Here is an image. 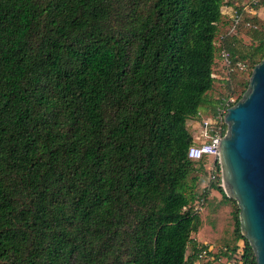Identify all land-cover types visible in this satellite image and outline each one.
Returning <instances> with one entry per match:
<instances>
[{"label": "trees", "instance_id": "1", "mask_svg": "<svg viewBox=\"0 0 264 264\" xmlns=\"http://www.w3.org/2000/svg\"><path fill=\"white\" fill-rule=\"evenodd\" d=\"M225 4L251 27H220ZM261 7L0 0V264H218L240 241L239 264H258L221 176L235 244L214 253L193 237L210 189L188 124L248 88L250 74H213L221 48L252 69L264 59Z\"/></svg>", "mask_w": 264, "mask_h": 264}, {"label": "water", "instance_id": "2", "mask_svg": "<svg viewBox=\"0 0 264 264\" xmlns=\"http://www.w3.org/2000/svg\"><path fill=\"white\" fill-rule=\"evenodd\" d=\"M226 121L228 130L220 143L221 186L237 201L242 234L258 264H264V59L227 111Z\"/></svg>", "mask_w": 264, "mask_h": 264}, {"label": "built area", "instance_id": "3", "mask_svg": "<svg viewBox=\"0 0 264 264\" xmlns=\"http://www.w3.org/2000/svg\"><path fill=\"white\" fill-rule=\"evenodd\" d=\"M251 1L256 3L258 0ZM246 8L247 10H252L249 6ZM241 24H244L245 27H251L250 22H243L241 14L235 10L232 15V24L229 33H236L238 26ZM223 39L224 35L221 36V40ZM219 63L221 65V67H219V72H215L213 76L221 77L222 75H225V78L232 83L235 75L242 73L251 75L253 71V69L246 63L241 61L235 62L231 53L226 48H221ZM238 100L239 94H231L221 101L214 116L203 117L202 127L204 130L200 132V135H194L195 143L192 144L188 150V157L190 159L200 160L205 158L207 160L206 170H208L209 176L207 180L208 182L204 186L203 191L211 189L212 183L216 182L218 177L221 176V167L219 163L220 143L228 130L226 113ZM220 184H222V181ZM206 200V196L196 200L194 209L200 211L206 203ZM207 254V250H203L199 254V259H204L207 257Z\"/></svg>", "mask_w": 264, "mask_h": 264}, {"label": "rangeland", "instance_id": "4", "mask_svg": "<svg viewBox=\"0 0 264 264\" xmlns=\"http://www.w3.org/2000/svg\"><path fill=\"white\" fill-rule=\"evenodd\" d=\"M252 14H256L262 20V22H264V7H261ZM243 38L249 42L248 37L244 34ZM219 67H221L220 63ZM249 77H251V75ZM222 89V86L220 87L217 85V90ZM205 114L207 113L205 112ZM204 117L207 116L205 115ZM202 121L203 119L189 121L188 127L195 136L200 135V132L204 130L202 127ZM216 195L218 196L211 197L210 192L206 195V203L200 210L203 224L199 227L194 236L198 237L203 242H206V244H213L214 246L212 251L214 253H221V251H225L227 247L232 248L235 244V220L233 212L236 210L237 204L234 202L223 200L222 195L219 192ZM238 245L241 250V248L243 247V241H240ZM240 250L239 252H241ZM239 252L234 256L232 260H229L228 258L223 256L218 264H239ZM211 259L212 257H208L206 260H201L196 264H204L207 260Z\"/></svg>", "mask_w": 264, "mask_h": 264}, {"label": "crops", "instance_id": "5", "mask_svg": "<svg viewBox=\"0 0 264 264\" xmlns=\"http://www.w3.org/2000/svg\"><path fill=\"white\" fill-rule=\"evenodd\" d=\"M233 12H234V6H232L231 4H225V5L223 6V8H222L223 21L221 22L220 27L225 28L226 21H228V20H230V18H232ZM251 12H256V11H251ZM227 27H228V26H227ZM220 36H221V35H220ZM220 36H219V37H220ZM207 182H208L207 180H204L203 183H202V185H203V186L206 185ZM216 194H218L217 190H215V189L212 190V188H211V189H210V196H211V197H212V196H218V195H216ZM201 218H202V215H201ZM202 222H203V219H202ZM202 224H203V223H202ZM193 237L195 238L196 241H198V242H202V243H205V244H206V242H203V241L200 240L198 237H195V236H193ZM208 244H210V243H208ZM210 245H213V244H210ZM213 246H214V245H213Z\"/></svg>", "mask_w": 264, "mask_h": 264}]
</instances>
